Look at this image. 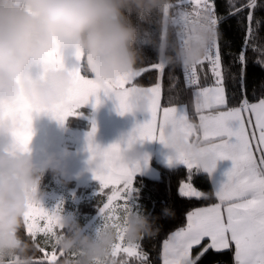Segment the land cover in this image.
I'll return each instance as SVG.
<instances>
[{"label": "snow or ice", "instance_id": "1", "mask_svg": "<svg viewBox=\"0 0 264 264\" xmlns=\"http://www.w3.org/2000/svg\"><path fill=\"white\" fill-rule=\"evenodd\" d=\"M243 7L255 10L258 2L248 0ZM172 9L173 28L176 30L185 27L191 17L202 13L210 17L216 29L222 22L215 11L214 0H178L177 3H172ZM247 20H253L252 11H249ZM148 32L154 36L150 26ZM248 33H252L251 27L248 28ZM182 35L180 31L175 32L176 39H182ZM249 50L255 53L253 62L264 67V43H256ZM76 60L77 65L70 69L73 80L67 96L60 104L43 110L44 114L63 123L69 117L80 115L79 109L92 100H95L93 106H98L101 103L99 94L103 93L115 101L120 115L136 112L145 115V119L137 123L129 134L106 147L95 143V122L87 133L93 178L101 186L98 195L106 196V201H101L102 206L99 204L101 226L116 229L117 233L110 256L102 264H129L130 259H136L139 264H149L148 254L142 250L140 241H127L121 225L110 221L118 218L113 215L117 208L125 213L124 222L131 213L143 212L136 205L133 196L137 191L134 177L141 172L142 167L148 166L149 156L145 153L140 160L130 163L124 157L125 151L132 144H143L145 141H159L167 145L166 130L169 128L183 134L189 143L202 144V151L212 152L214 162L230 160L232 166L225 173L226 179L212 193L199 191L190 182L181 185L180 195L184 197L208 198L214 195L219 202L187 213L185 225L164 241L163 264H198L209 250L218 253L234 250V264H264V96L257 102H250L246 89H242L238 104L229 105L218 37L198 63L183 67L186 85L194 88L198 124L191 121L186 107H164L162 116L160 115L161 84L157 82L152 87H141L135 83L137 77L147 69L136 68L127 75L102 85L82 74L80 53L76 54ZM205 62L211 66L210 71L214 77V84L210 87L201 86L198 75V69L203 70ZM236 62L241 65L243 79L247 62L245 51L238 54ZM43 64L45 71L64 66L61 55L55 51L48 54ZM151 67L162 74L166 64L159 59ZM178 81V77H173L171 87L175 88ZM145 99L147 108L138 111ZM40 111L24 100L2 110V118L13 124L12 135L14 148L17 150H29L33 138V117ZM190 137L194 139L190 140ZM167 160L170 166L183 165L188 170L189 181L193 174L201 172L191 154H169ZM105 189H111V193H105ZM121 200L123 204L115 203ZM61 211V205L52 210L46 209L41 203L29 205L24 220L26 235L36 249L43 253V259L34 264H61L59 257H64L63 264L65 261L75 264L78 254L66 253L56 243L62 231ZM205 240L208 243L193 259L192 249ZM121 252L127 259L118 261L115 258Z\"/></svg>", "mask_w": 264, "mask_h": 264}, {"label": "clouds", "instance_id": "2", "mask_svg": "<svg viewBox=\"0 0 264 264\" xmlns=\"http://www.w3.org/2000/svg\"><path fill=\"white\" fill-rule=\"evenodd\" d=\"M172 12L171 0H0V264H34L37 249L23 235L25 215L30 204L41 203L44 172L58 167L55 157L38 165L30 147L28 151L14 148L13 124L2 118V110L24 100L41 110L36 115L44 114L65 99L72 86L70 69L63 63L60 69L44 70L45 58L54 51L61 55L70 49L75 57L80 53L82 66L102 85L137 68L144 59L142 41L154 47L165 64L198 63L216 41L217 29L202 13L177 29L182 39H153L144 25L161 20L168 30L174 27ZM34 66L40 71L34 72ZM146 108L145 99L138 111ZM166 136L169 154H191L201 172L215 171L217 162L212 152L202 151V144L189 143L171 128ZM144 154L142 144H132L124 157L131 163ZM163 212L172 214L171 209ZM61 223L56 243L62 251L78 254L75 264H102L109 258L117 239L112 228L98 226L89 235L70 215L62 216ZM123 231L126 240L134 243L158 228L144 212H133Z\"/></svg>", "mask_w": 264, "mask_h": 264}, {"label": "trees", "instance_id": "3", "mask_svg": "<svg viewBox=\"0 0 264 264\" xmlns=\"http://www.w3.org/2000/svg\"><path fill=\"white\" fill-rule=\"evenodd\" d=\"M173 4L178 0H171ZM258 7L250 10L243 7L248 0H214L215 11L222 22L218 25V43L222 57V70L225 76L226 95L230 106L238 104L242 89H246L247 98L250 102L257 101L264 96V67L254 63L255 53L249 50L256 43H264V0H257ZM237 9H241L237 11ZM249 11L253 12V20L249 22L247 16ZM233 13H235L233 15ZM226 17V18H224ZM259 21V24H257ZM152 28L154 32L153 39L161 41L177 40L173 27H169L165 34L163 21L155 20L152 23L145 24L146 29ZM252 28V33H248V28ZM251 41L252 43H247ZM143 61L137 65L138 69H147L142 75L137 77L135 83L139 86H152L159 82L162 87L161 104L162 106H170L187 103L190 97V88L184 81L182 74V66L166 64L164 72L161 74L158 70L151 67L153 63L159 62L154 47L141 42ZM245 51L247 56L246 71L241 79V65L236 62L240 52ZM82 72L91 75L90 72L83 67ZM173 77H178V85L171 87ZM69 123V120H68ZM80 126H87V123L77 119ZM158 168L160 176L152 178L146 175L138 174L134 177V187L138 199V207L155 221L158 231L153 235L140 240L142 250L148 254L149 264H162V250L164 241L171 233L183 227L186 223L187 213L196 208L216 203L218 200L214 195L208 198L184 197L180 195L181 185L189 181L188 170L184 166L166 167L157 161H153ZM51 175L55 173L53 170ZM46 179L44 183L47 181ZM192 184L202 192L212 193L213 186L210 177L205 172L193 174ZM105 193H109L111 189H105ZM105 196L97 195L90 203L81 205L83 211L93 212V208L99 207L101 199ZM171 209L172 214L165 215L163 210ZM23 235L27 239L24 227ZM207 244L205 240L200 246L192 249V258L200 253L203 246ZM233 251L226 250L215 252L209 250L199 261L198 264H234ZM43 253L35 251L34 262L40 260ZM63 264L64 257H59ZM129 264H139L137 260H130Z\"/></svg>", "mask_w": 264, "mask_h": 264}, {"label": "crops", "instance_id": "4", "mask_svg": "<svg viewBox=\"0 0 264 264\" xmlns=\"http://www.w3.org/2000/svg\"><path fill=\"white\" fill-rule=\"evenodd\" d=\"M61 55L63 63L69 69L77 65V60L72 50L65 49ZM33 70L34 72H39V66H34ZM199 71L201 86H213L214 83L211 80L209 70L206 68V66L204 65L203 70ZM82 74L86 75L88 78H93L92 75H87L83 72ZM162 91L163 87L161 85V96ZM99 99L101 103L98 106L94 107L93 105L95 104V100H92L87 105L79 109L80 115L69 117L63 123L51 118L46 114H34L32 125L33 139L29 147L33 154L34 160L38 165L44 160L48 159L50 156L55 157V160L58 162V167L56 170L57 173L64 175V178H67L69 182H74L75 179L80 176V174L88 177V180L90 181L98 182L93 178V166L89 162L90 153L87 147V133L91 130L93 122H95L97 128L95 134V143L106 147L112 143L120 141L132 130V128L137 123L142 122L145 119V115L139 112L120 115L116 110L115 101L109 97H106L103 93L99 94ZM171 106L186 107L191 121L196 124L199 123L197 121L198 115L195 113V111H192L190 106L186 103L170 106H162L161 104L160 115L162 116V110L164 107ZM77 119L86 122L87 126L78 125ZM191 139H194V137H190V140ZM2 142L3 141L0 140V143ZM142 147L143 151L149 156V162L148 166L142 167L141 172L137 173L136 175L142 174L152 178H158L160 176V172L154 165V160L166 167L183 166H170L168 164L167 158L169 156V149H167L159 141H145L142 144ZM231 166L232 162L230 160L217 161V167L215 171L210 175L207 173L212 182L213 190L219 185L220 182L226 179L225 173L231 168ZM188 182L191 181H186L185 183ZM79 183L81 184V182ZM218 202L219 201L216 203ZM210 205L199 208L208 207Z\"/></svg>", "mask_w": 264, "mask_h": 264}, {"label": "rangeland", "instance_id": "5", "mask_svg": "<svg viewBox=\"0 0 264 264\" xmlns=\"http://www.w3.org/2000/svg\"><path fill=\"white\" fill-rule=\"evenodd\" d=\"M193 92L194 88H190V97L186 104L190 106V109L192 111H195ZM197 121L199 122L198 116ZM49 170H46L44 172L39 185V190L43 194L41 198L42 206H44L48 210H52L56 208L57 205H61L62 216H72L83 227L86 234H94V231L97 229V227L101 226L102 224L101 218L99 216V207L93 208V212L83 211L80 207L84 203H90V201H92L94 197L96 198L101 187L100 184L96 181L88 180L89 178L83 176L82 174H80V176L75 179L76 182H69L67 178L65 179L64 175H62L61 173H57L56 171L53 175H51L52 172H49ZM46 179L48 180L44 183ZM79 182H81V184ZM183 184H185V182ZM193 187L196 188L195 186ZM110 193L111 191H109L108 194ZM133 196L136 205L138 206V199L136 194L133 193ZM101 201H106V196L101 199ZM115 203L123 204V201H116ZM113 215L114 217L118 218L113 219L112 221H110V223L119 224L123 228L125 213L121 209L117 208ZM57 231H59V229H57ZM113 231L116 232V229H113ZM48 247L49 251H51V247ZM39 258L43 259V256ZM69 259L73 258L69 257ZM115 259L119 261L121 259H127V257H125V255L121 252Z\"/></svg>", "mask_w": 264, "mask_h": 264}, {"label": "built area", "instance_id": "6", "mask_svg": "<svg viewBox=\"0 0 264 264\" xmlns=\"http://www.w3.org/2000/svg\"><path fill=\"white\" fill-rule=\"evenodd\" d=\"M214 7H215V4H214ZM218 30V29H217ZM178 31V30H177ZM205 66H206V68L209 70V73H210V76H211V80H212V82L214 83V77H213V75H212V73H211V71H210V65L207 63V62H205ZM182 74H183V67H182ZM198 75L200 76V71H199V69H198ZM184 78V77H183Z\"/></svg>", "mask_w": 264, "mask_h": 264}]
</instances>
